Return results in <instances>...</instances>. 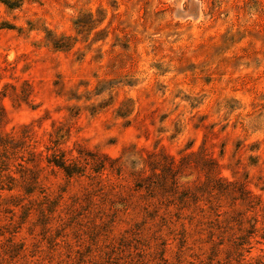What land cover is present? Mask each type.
<instances>
[{
    "label": "rangeland",
    "instance_id": "1",
    "mask_svg": "<svg viewBox=\"0 0 264 264\" xmlns=\"http://www.w3.org/2000/svg\"><path fill=\"white\" fill-rule=\"evenodd\" d=\"M0 104L4 183L39 162L56 201L0 189V264H264V0H0Z\"/></svg>",
    "mask_w": 264,
    "mask_h": 264
},
{
    "label": "trees",
    "instance_id": "2",
    "mask_svg": "<svg viewBox=\"0 0 264 264\" xmlns=\"http://www.w3.org/2000/svg\"><path fill=\"white\" fill-rule=\"evenodd\" d=\"M5 123H6V115L4 113V108H2L0 104V146H2L5 151H7L8 150V147H7L8 143L6 142L7 138L9 137L11 141L14 139L12 136L4 134L3 128H4ZM45 159L48 163V166H54V167L60 168L61 170L64 171V173L68 177L82 175L81 166H79L78 164L74 162H69L66 156L62 155V152H60V150H56V152H54L51 156L46 157ZM2 162H0L1 172L8 171L9 168L5 166L6 164H2ZM32 163H33L34 171H32L31 168L26 169L23 172L24 174L21 175V181H18L12 174L7 176V179L10 180L11 185H6L4 183L5 180L0 175V187H1L0 189L1 190L7 189L8 191H13L17 187L22 188L23 191L25 192V195H27V197L29 198L30 207H28L27 209V216L29 217V215L31 214L30 211L33 208L35 210L37 209L36 211L40 214V221L46 227V225H49V219H50L49 215L50 214L52 215V212L54 211L53 208L55 206L56 201H51L48 195H44V199L39 203V208H38L37 206L38 199L34 197L37 193H40V194L45 193L40 184V173L42 171V167L40 166L41 164L39 162L32 161ZM28 172L30 173L27 174ZM240 186L241 187H238L237 182H231V181H228L227 179L214 176V195L232 196L231 198L234 199V201L241 200L242 203L247 206V211L255 212L256 209L261 206L262 200L260 198L255 197L254 198L255 201H252L251 199H249L248 195L250 194V192L246 189V187L242 185ZM237 196H239V198H237ZM11 198H13V196ZM21 202H22V199H19L18 201L15 200L14 206H19ZM40 204L41 205L48 204V207L43 208L41 206L42 208H40ZM35 206H37V208ZM227 214L228 212H223V213L218 212L217 221H219V219L223 217V215L226 216ZM245 219L243 217L240 218V215L239 217L238 215H234V216H227L225 220L223 221L225 224H229V225L233 221L237 223V225H239L240 227V231L242 232V234L238 237H236V234H233L234 235L232 236L233 242L231 244V252L234 255H236L238 258L242 257L244 252H250L252 248L251 239L253 237H256L259 231L261 230V228L259 227L260 221L258 220L257 217L254 219L253 224H251V220H249L247 217H245ZM244 222L250 223V226L248 229L244 228ZM217 226H221V225L218 223ZM48 230L49 228H46V232ZM261 237L264 240V233ZM9 242L12 243L13 241L9 240ZM223 244H224L223 242L219 243V245H223ZM15 246L16 245L13 243L12 244L13 251H16Z\"/></svg>",
    "mask_w": 264,
    "mask_h": 264
}]
</instances>
